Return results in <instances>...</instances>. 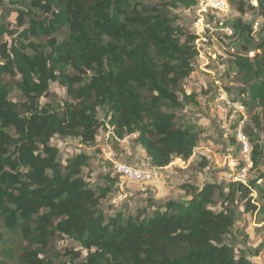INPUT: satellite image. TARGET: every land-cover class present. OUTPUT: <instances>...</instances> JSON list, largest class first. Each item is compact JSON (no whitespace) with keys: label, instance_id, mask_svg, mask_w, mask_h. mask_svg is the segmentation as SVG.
<instances>
[{"label":"trees","instance_id":"16d2710c","mask_svg":"<svg viewBox=\"0 0 264 264\" xmlns=\"http://www.w3.org/2000/svg\"><path fill=\"white\" fill-rule=\"evenodd\" d=\"M198 4L0 0V219L27 243L18 264H52L47 251L58 238L80 246L66 250L73 260L86 252L79 264H253L227 237L242 214L238 201L244 212H254L253 190L264 194V0L240 6L242 15L247 8L263 18L258 32L242 18L217 25L233 32L231 65L241 85L232 100L250 112L243 131L253 146L250 173L256 176L247 185L231 179L224 185L187 183L182 190L188 200L160 203L148 196L135 213L122 208L107 215L103 203L119 192L121 176L111 166L104 185L93 187L84 175L90 156L78 153L63 164L51 144L55 137L71 138L92 149L99 132L110 128L118 154L117 139L136 136L157 170L194 157L203 130L179 123L178 116L185 105L199 104L183 87L195 71L198 37L172 11ZM10 12L23 28L11 45L2 42L15 34L7 23ZM63 31L67 37L60 40ZM52 83L65 88L70 100L42 104ZM15 91L23 101L11 99Z\"/></svg>","mask_w":264,"mask_h":264},{"label":"rangeland","instance_id":"374dc122","mask_svg":"<svg viewBox=\"0 0 264 264\" xmlns=\"http://www.w3.org/2000/svg\"><path fill=\"white\" fill-rule=\"evenodd\" d=\"M226 1L228 3L226 11L208 12L206 14L205 19L209 21L212 30L205 31L208 42L201 48L202 54L197 58L194 73L183 84L186 93L197 95L199 101L198 105H185L178 116L179 123L185 121L194 123L203 130L201 143L195 156L188 161L175 159L171 164V169L158 171V181L155 183H130L122 179L119 192L111 194L103 203L107 215H114L122 208L135 213L138 207L145 205L148 196L160 203L169 199L179 200L184 198L182 186L187 183L202 187L207 183L224 185L226 181L230 180L231 161L239 158V143L237 139H234L235 129L233 125L238 122L240 115L244 118L245 123H248L250 112L244 111V116L239 113L240 115L236 114L231 118L232 113L228 117L219 107L222 105L219 98L221 89H232L231 92L227 93L231 99H234L238 98L237 89L241 84L238 72L231 65V55L235 52L229 48L232 42L231 36L226 35L217 25L225 21L230 22L236 18H242L244 21L253 23L254 31L258 32L263 18L257 12L247 8L246 14L242 15L240 6L245 0ZM144 2L148 5L156 4V0H144ZM251 4L257 6L256 1ZM3 12L4 8H0V15ZM172 13L178 15L181 18L179 23L188 26L191 31H193L194 23L200 18L197 8L190 11L185 9L173 10ZM38 15L41 16L42 13L38 11ZM16 18V13H9L7 23L15 34L6 36L2 41L3 43L11 45L18 40L17 34L23 28L17 25ZM255 26H258L257 29ZM66 37L67 32L63 31L59 39L63 40ZM249 56L253 57L254 53L251 52ZM50 87L49 97L43 98L42 104H50L53 101L62 104V102L70 100L67 90L58 83H52ZM11 99L15 102L23 101L18 91L12 93ZM100 116L101 118L104 117L103 111L100 112ZM111 132L110 128H107V131L102 129L97 139V147L92 149L81 146L78 140L71 138L55 137L51 144L59 149L63 164H66L67 160L75 154L89 155V166L84 170L85 178L93 187L102 186L104 185V175L109 174L112 168L103 153L106 144L112 145ZM262 142L264 144V138ZM119 145L121 151L119 154L116 153L120 162L141 161L142 156L145 157L144 151L136 142V136L127 137L123 140V144ZM261 169L264 170V167ZM255 176L256 173H249L248 181ZM252 197L254 198L253 204L257 206V211L244 212L246 209L244 203L238 201L236 208L242 211V214L232 230V235L227 237V242L236 247L238 255L239 251H245L246 256L253 264H264V212L258 211L264 204V194L253 190ZM185 198L187 197L185 196ZM217 200L219 199L217 198ZM0 234L5 241V244L0 246V263L5 260L11 264H18V258L27 243L23 240L21 233L7 230L1 219ZM71 246L75 247L76 251L81 250L79 245L69 239L58 238L47 251V261L52 264H79L84 262L86 252L82 253L80 260H73L72 256H67L66 250ZM254 253H257L256 257L253 256Z\"/></svg>","mask_w":264,"mask_h":264},{"label":"built area","instance_id":"2783aa9c","mask_svg":"<svg viewBox=\"0 0 264 264\" xmlns=\"http://www.w3.org/2000/svg\"><path fill=\"white\" fill-rule=\"evenodd\" d=\"M196 8L198 9L200 18L194 23L192 30L198 37L195 42V46L198 54L201 55V48L208 42L205 31L212 30L209 21H206L205 19L206 14L208 12H224L228 8V3L226 0H199V4ZM257 27L258 26H255V29H257ZM221 30L228 36L233 35L232 30L229 28ZM219 98L222 105H224L219 107L221 111L226 113V116L229 117L230 113H232L231 118L239 113L244 116V111H246V109L239 103L233 101L228 96L226 90L221 89ZM236 123L237 126L234 133L239 143L240 153L238 159L231 161L230 166L232 173L230 175V179L233 182H240L247 185L250 169L252 168L251 155L253 146L243 131V127L245 125L244 118L241 121L238 120ZM117 142L119 144H123V141L120 139H117ZM103 153L106 160H108L113 167L114 172L121 176V180L124 179L130 183L150 184L158 178V170L155 168H142L140 166H134L118 161L117 153L112 145L106 144L104 146ZM241 164L243 166L240 168Z\"/></svg>","mask_w":264,"mask_h":264},{"label":"crops","instance_id":"0c3cea01","mask_svg":"<svg viewBox=\"0 0 264 264\" xmlns=\"http://www.w3.org/2000/svg\"><path fill=\"white\" fill-rule=\"evenodd\" d=\"M125 163H127V164H131V165H134V166H140V167H142V168H151L149 161L146 160V158L143 157V156H142V158H141V161H135V160H133V161H126ZM171 168H172V166H169V167L166 168L165 170H168V169H171ZM163 170H164V169H163ZM158 171H160V170H158ZM156 181H158V180H155L154 183H155ZM183 196H184V198L182 197L181 199L188 200V198H185V195H183Z\"/></svg>","mask_w":264,"mask_h":264}]
</instances>
